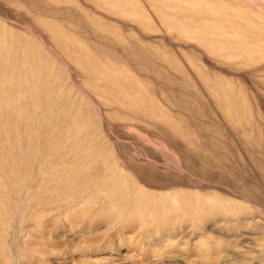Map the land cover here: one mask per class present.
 <instances>
[{"label":"rangeland","instance_id":"obj_1","mask_svg":"<svg viewBox=\"0 0 264 264\" xmlns=\"http://www.w3.org/2000/svg\"><path fill=\"white\" fill-rule=\"evenodd\" d=\"M0 264H264V0H0Z\"/></svg>","mask_w":264,"mask_h":264}]
</instances>
